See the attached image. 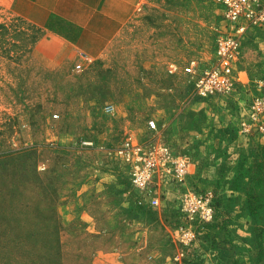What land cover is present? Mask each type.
<instances>
[{
    "label": "rangeland",
    "instance_id": "rangeland-1",
    "mask_svg": "<svg viewBox=\"0 0 264 264\" xmlns=\"http://www.w3.org/2000/svg\"><path fill=\"white\" fill-rule=\"evenodd\" d=\"M151 2L142 15L161 14L164 33L172 29L164 68L130 75L90 63L67 77L34 66L41 30L0 0V241L57 243L33 264L52 263L53 252L58 264H140L164 238L172 264H230L226 249L231 264H264V133L243 135L239 103L200 98L189 77L168 72L210 57L217 9L212 0ZM256 45L244 59L251 77L264 72ZM149 140L188 158L187 187L215 195L216 222L181 262L173 260L172 230L182 223L173 186L160 209L140 208L119 162L124 143Z\"/></svg>",
    "mask_w": 264,
    "mask_h": 264
},
{
    "label": "built area",
    "instance_id": "built-area-1",
    "mask_svg": "<svg viewBox=\"0 0 264 264\" xmlns=\"http://www.w3.org/2000/svg\"><path fill=\"white\" fill-rule=\"evenodd\" d=\"M149 1L143 0L138 11L143 10ZM212 1L218 18L210 57L189 59L183 66L171 63L168 72L189 77L193 81L194 93L200 98L218 96L239 103L236 110L239 131L248 137L263 134L264 72L258 77L246 73L244 49L254 40L257 53L264 55V0ZM75 69L82 71L84 65L77 64ZM243 95L246 99L242 104ZM103 111L113 112L114 105H104ZM149 127L155 128L153 120L149 121ZM84 144L92 145L91 142ZM120 153L122 172L130 192L135 195L136 206L160 209L166 198V186H173L177 212L182 219L171 238L178 248L173 260L181 262L186 252L198 247L200 239L217 220L214 193L187 187L188 158L178 155L163 142L127 141ZM199 251L201 249H194V252Z\"/></svg>",
    "mask_w": 264,
    "mask_h": 264
},
{
    "label": "crops",
    "instance_id": "crops-1",
    "mask_svg": "<svg viewBox=\"0 0 264 264\" xmlns=\"http://www.w3.org/2000/svg\"><path fill=\"white\" fill-rule=\"evenodd\" d=\"M142 1L11 0V8L16 16L41 30L29 52V60L43 74L59 72L69 77L77 64L86 67L89 60L97 68L122 67L130 75H143L148 74L144 70L164 68L168 51L165 42L172 29L164 33L161 14L142 15L152 3L150 0L138 11ZM244 51L246 60V55L252 53L248 54L247 45ZM257 56L264 67V55L256 53ZM245 65L248 66L246 61ZM229 226L226 224L230 231ZM154 246L156 256L148 259L143 255L140 264H172L166 238ZM224 254L226 262L232 263V253L226 249ZM152 255L148 254L150 258Z\"/></svg>",
    "mask_w": 264,
    "mask_h": 264
},
{
    "label": "trees",
    "instance_id": "trees-1",
    "mask_svg": "<svg viewBox=\"0 0 264 264\" xmlns=\"http://www.w3.org/2000/svg\"><path fill=\"white\" fill-rule=\"evenodd\" d=\"M31 246L37 247V254L34 253L33 255L35 250ZM57 248V243L32 242L31 244L30 241L26 240L4 239L0 241V264H33V259L37 261L41 254L44 255L45 251H56ZM50 256L53 262L46 264H58V254L53 252Z\"/></svg>",
    "mask_w": 264,
    "mask_h": 264
}]
</instances>
